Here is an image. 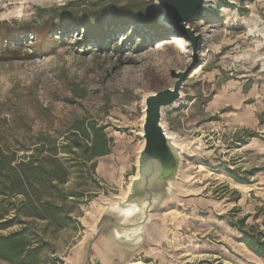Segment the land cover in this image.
<instances>
[{
	"label": "rangeland",
	"instance_id": "rangeland-1",
	"mask_svg": "<svg viewBox=\"0 0 264 264\" xmlns=\"http://www.w3.org/2000/svg\"><path fill=\"white\" fill-rule=\"evenodd\" d=\"M102 10L139 19L111 25L119 34L106 49L79 43L84 30L75 26ZM164 15L156 0H0V147L19 158L40 145L49 171L69 175L56 189L44 174L37 189L27 174L33 201L44 204L45 219L27 224L40 233L31 238L42 249L37 264H77L81 251L85 264H100L99 249L103 264H264L234 226L264 229V0H207L186 22L195 47ZM196 61L182 99L163 110L183 149L178 177L129 239L116 207L127 208L139 176L145 98ZM90 124L110 145L92 161L82 137Z\"/></svg>",
	"mask_w": 264,
	"mask_h": 264
},
{
	"label": "trees",
	"instance_id": "trees-1",
	"mask_svg": "<svg viewBox=\"0 0 264 264\" xmlns=\"http://www.w3.org/2000/svg\"><path fill=\"white\" fill-rule=\"evenodd\" d=\"M125 16H129V18L133 17V21L139 19V16L136 14L130 15L128 12L127 15L123 16L119 11L112 12L111 10H102L95 19L91 18V16L86 17V20L83 19L84 21L81 23V26H75L84 30V36L79 43L93 45L91 42H94L96 47L106 49L111 45L112 41L114 42L115 36L119 34L118 31L122 27L117 28L116 32L118 33H115L110 28L111 25L118 27L124 21L122 19ZM143 23L151 26L153 22L144 20ZM70 24V22L66 21L58 29L59 34L65 36V29L63 28ZM124 37L128 38L129 42L133 41L131 32L127 33L126 31ZM9 38L11 43L16 41L12 40L14 38ZM102 134L104 133L97 129L95 125L90 124L83 127L82 137H85V140L88 139L91 142V145L85 143L87 149L89 148L91 150L89 156L91 161L96 156L106 155L110 152V145L107 140L103 143L97 142L99 136ZM75 135L76 139L74 141L80 139L79 135L81 134L77 133ZM40 147V145H36L33 152L27 153V151L23 156H19V158L16 157L17 151H13L10 155L3 147H0V229H7L17 225V228L9 234H0V258L11 264H37L39 254L42 250L38 244L33 245L32 242L35 241L31 239L34 236L38 240L37 238L40 233L35 231L30 232L27 224L29 221L28 217L45 219L44 214H40L38 207L41 205L40 207L43 210L44 204H41V201H38V199L33 201L32 195L29 189H27V183L30 180L27 174L31 172V176H34L33 178L37 184V189L43 187L42 178L44 174H48L46 178L47 182L56 189L69 180L68 174L62 177H55L52 174L54 172L49 171V161L46 157H40ZM69 147L73 150V148L81 147V145L79 142H70ZM59 191L62 193V197L66 198L65 191L63 189ZM46 203L52 205V207L54 205L50 200H47ZM29 206H32L31 208L34 211L28 209ZM234 226L238 227L243 233L241 241L247 244L254 254L264 259V229L254 224H245L244 220L236 222Z\"/></svg>",
	"mask_w": 264,
	"mask_h": 264
},
{
	"label": "water",
	"instance_id": "water-1",
	"mask_svg": "<svg viewBox=\"0 0 264 264\" xmlns=\"http://www.w3.org/2000/svg\"><path fill=\"white\" fill-rule=\"evenodd\" d=\"M156 1L164 8L163 20L181 30L195 47L197 41L195 34L186 26V22L204 9L207 0ZM196 66L197 61L188 70L176 73L177 79L173 87L145 98L146 115L142 125L145 144L139 157V176L133 179L125 201L126 209L131 208L132 212L128 217L125 216L128 219L127 223L126 221L119 223L124 227H130V231H125L129 239L138 236L143 225L149 220V212L158 208L164 202V198L170 195L171 182L178 177L183 149L174 141V137L167 133L163 125V110L182 99V83ZM135 218L139 220L134 221Z\"/></svg>",
	"mask_w": 264,
	"mask_h": 264
},
{
	"label": "crops",
	"instance_id": "crops-1",
	"mask_svg": "<svg viewBox=\"0 0 264 264\" xmlns=\"http://www.w3.org/2000/svg\"><path fill=\"white\" fill-rule=\"evenodd\" d=\"M96 252H97V258H98V260H99V263L100 264H103V261L101 260V258H102V253H101V250L99 249V250H96ZM81 254H79V256H78V259H77V264H85L86 263V261L87 260H85V258H84V254H83V251H81L80 252ZM117 260H120L119 258H116ZM88 264H97L96 262H92V261H89L88 262Z\"/></svg>",
	"mask_w": 264,
	"mask_h": 264
},
{
	"label": "bare ground",
	"instance_id": "bare-ground-1",
	"mask_svg": "<svg viewBox=\"0 0 264 264\" xmlns=\"http://www.w3.org/2000/svg\"><path fill=\"white\" fill-rule=\"evenodd\" d=\"M118 209V213L123 216H127L132 212L131 208L125 209V208H120L119 206L116 207ZM119 233V232H118Z\"/></svg>",
	"mask_w": 264,
	"mask_h": 264
}]
</instances>
